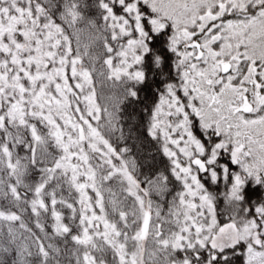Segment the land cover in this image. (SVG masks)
<instances>
[{
    "label": "snow or ice",
    "instance_id": "obj_1",
    "mask_svg": "<svg viewBox=\"0 0 264 264\" xmlns=\"http://www.w3.org/2000/svg\"><path fill=\"white\" fill-rule=\"evenodd\" d=\"M0 264H264V0H0Z\"/></svg>",
    "mask_w": 264,
    "mask_h": 264
}]
</instances>
